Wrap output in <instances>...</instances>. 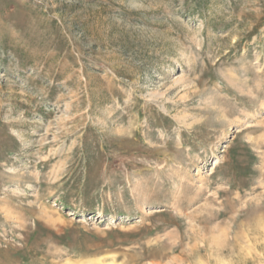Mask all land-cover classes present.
Returning <instances> with one entry per match:
<instances>
[{"label":"rangeland","instance_id":"rangeland-1","mask_svg":"<svg viewBox=\"0 0 264 264\" xmlns=\"http://www.w3.org/2000/svg\"><path fill=\"white\" fill-rule=\"evenodd\" d=\"M0 264H264V0H0Z\"/></svg>","mask_w":264,"mask_h":264}]
</instances>
